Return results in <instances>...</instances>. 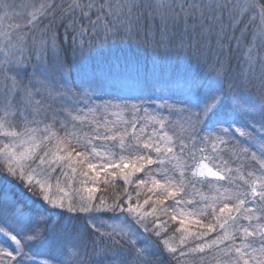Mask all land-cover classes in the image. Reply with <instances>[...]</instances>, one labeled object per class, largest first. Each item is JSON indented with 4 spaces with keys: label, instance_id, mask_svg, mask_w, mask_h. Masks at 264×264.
Wrapping results in <instances>:
<instances>
[{
    "label": "snow or ice",
    "instance_id": "6c2138e0",
    "mask_svg": "<svg viewBox=\"0 0 264 264\" xmlns=\"http://www.w3.org/2000/svg\"><path fill=\"white\" fill-rule=\"evenodd\" d=\"M0 264H264V0H0Z\"/></svg>",
    "mask_w": 264,
    "mask_h": 264
}]
</instances>
